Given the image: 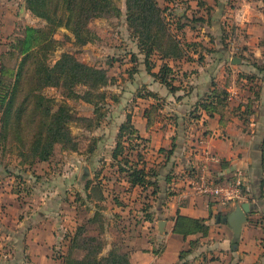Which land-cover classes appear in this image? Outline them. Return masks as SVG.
<instances>
[{
	"label": "crops",
	"instance_id": "1",
	"mask_svg": "<svg viewBox=\"0 0 264 264\" xmlns=\"http://www.w3.org/2000/svg\"><path fill=\"white\" fill-rule=\"evenodd\" d=\"M164 3L169 6L172 17L177 14L184 17L186 25L178 32V37L190 43L186 48L190 59L184 57L170 63L177 65L178 76L184 80L185 87L175 92L150 74L144 63V85L162 97L163 105L155 122L148 126L145 109L156 99L136 95L144 103H140L141 111L132 113V119L140 134L148 139L149 148L157 151L160 188L157 195L149 197L140 188L133 189L132 194L136 196L131 201L138 204L146 197L144 204L147 202L149 206H143L137 215H133L134 225L128 227L131 237L126 245L131 261L133 264L254 263L264 255V193L261 189L264 72L260 73L253 65L254 61H264V0H172ZM233 40L238 42L243 58L235 54ZM235 57H239L241 62L234 63ZM158 69L159 66L154 71ZM253 73L257 78L250 83L245 75ZM213 83L229 91L227 105L220 106L212 116L200 110V118L194 119L192 111L211 91ZM254 84L260 89L261 96L254 103L255 115L246 122L240 117V110H234L250 101ZM173 145L174 152L170 156L160 151L161 148L171 149ZM206 151L219 157L209 166L216 182L232 180L239 170L248 177L242 202L249 201L252 210L237 243L232 228L222 220L237 203L225 205L217 197L196 193L189 186L196 168L204 163ZM148 165L152 166L150 162ZM13 167L5 158H0V264H62L61 255L66 253L70 238L81 220L72 199L75 177L68 180L67 190L71 193L67 191V198L63 199L61 182H55L48 188L51 192H47V188L38 192L41 189H36L35 185L28 186L25 192L22 186L31 178L20 176L19 169L15 165ZM86 174L87 169L84 179H91ZM119 184L123 185L124 180L115 184L116 194L120 192ZM35 192L39 198H28ZM105 192L106 189L104 204L108 200ZM132 194L125 196L121 193L119 198L128 200ZM248 197L254 198L250 201ZM112 203L115 215L117 212L121 214L117 215V221L108 217L104 205L102 212L106 220L103 225L94 223L86 231L94 234L96 230L106 237V247L109 248L112 247L113 236L117 240L125 229L127 221L124 218L127 215L123 214L129 208L121 206L115 199ZM127 203L129 205V200ZM93 213L94 210L90 209L88 215ZM179 215L205 219L209 231L186 236L176 232ZM162 220L164 231L160 232ZM136 224L140 229L135 234ZM110 230L115 232L112 237ZM188 249L192 251L181 259V252Z\"/></svg>",
	"mask_w": 264,
	"mask_h": 264
},
{
	"label": "trees",
	"instance_id": "2",
	"mask_svg": "<svg viewBox=\"0 0 264 264\" xmlns=\"http://www.w3.org/2000/svg\"><path fill=\"white\" fill-rule=\"evenodd\" d=\"M25 1L27 9L42 18L45 24L42 27H23L22 35L17 37L9 50L0 55V148L5 152L16 150L20 165L33 166L38 162H49L58 144L69 151L80 149L79 142L72 133L71 124L78 119L87 120V127L93 129L101 124L106 113H99L96 117H78L68 100L82 99L96 107L99 104L105 106L109 99L105 87L113 82L106 68L83 62L71 52H63L52 63L50 55L59 44L55 37L57 31L61 28L69 30L74 37V43L77 46H85L98 39L97 33L90 26L91 21L108 15L121 16L122 9L119 0ZM125 5L126 21L132 37L137 41L139 51L145 55L144 62L148 72L171 91L185 87L183 78L178 76L177 65L170 64L184 57L190 59L186 50L190 43L178 37V32L186 25L184 17L178 14L172 17L169 6H162L158 0H125ZM235 54L244 57L239 51ZM136 56L133 57L135 61L138 60ZM253 65L260 73L264 72V61H254ZM157 66L158 71H154ZM135 73L136 67H133L131 75L134 76ZM245 76L250 83L257 78L255 73ZM255 85L251 87L253 95L250 101L244 105L240 104L234 110H240V117L246 122L255 115L254 103L261 96L260 89ZM213 86L192 111L194 119L200 118V110L212 116L220 106L227 105L229 91L216 87L215 83ZM47 87L61 88L63 98L59 100L46 95L44 90ZM145 87L144 90L140 89L137 95L156 99L154 104L145 109L144 115L149 126L159 116L163 101L159 94ZM79 88L83 89L79 91ZM110 98L116 102L120 99L119 95L115 94L110 95ZM132 118L133 114L127 113L126 120L119 126L111 165L116 168V179L124 180L126 193L138 187L143 193L149 192L148 197L155 196L160 188L158 167L148 165L146 152L144 154L139 151L140 142L146 143L148 139L140 134ZM92 148L94 147L89 149L91 153L94 152ZM160 151L170 156L174 152V145L171 149L161 148ZM261 152V189L264 193V137ZM92 184L91 179L86 183L87 196L91 199V189L97 188L103 194L100 200H104L103 180L100 186L94 187ZM119 197L121 196L116 194L113 199L121 206H129ZM253 198L248 197V200ZM148 206L145 202L144 208ZM102 209L103 206L96 209L92 216L83 218L84 222L81 217L75 233L70 238L66 253L61 255L62 264H133L130 252L119 243H113L110 250L104 253L107 243L100 234L86 233L94 223L103 225L105 216ZM205 221L203 218L179 215L175 231L185 236L199 232L207 233L209 225ZM235 242H238V238H235ZM78 250L82 252L80 255L77 254ZM191 251L192 249L183 250L180 258L183 259Z\"/></svg>",
	"mask_w": 264,
	"mask_h": 264
},
{
	"label": "rangeland",
	"instance_id": "3",
	"mask_svg": "<svg viewBox=\"0 0 264 264\" xmlns=\"http://www.w3.org/2000/svg\"><path fill=\"white\" fill-rule=\"evenodd\" d=\"M158 1L162 6L166 7L164 0ZM118 3L122 9L121 16L108 15L95 18L91 21L90 26L98 35L97 41L85 46H77L74 43V37L71 32L65 28H61L55 35L59 41L58 47L50 55V61L54 63L63 52H71L83 62L104 67L108 70L110 77L113 78V82L105 87L109 93L108 103L105 106L99 104V106L96 107L94 104H90L82 99L70 98L68 100L78 117H96L99 113H106L101 124L98 127L89 129L87 127L89 121L87 120L78 119L73 122L71 124V130L79 142L80 149L78 151H69L63 149L61 145L58 144L56 146L55 154L49 162H38L33 166L26 164L20 165V159L16 155V150H13L14 152H5L0 148V158H5V161L8 162L10 167L15 165L20 171V176H25L27 179L31 178L29 182L25 181L26 184L22 186L25 188V192H27V188L30 185H35L36 189H41L38 192H41L46 191L45 189L50 188L55 182H61L62 197L63 199H66L67 191L71 193L70 190H67L68 180L71 181L72 178L75 177V186L74 189H72L74 191L72 193V199L78 208V216L82 217V222L85 220L83 218L88 217L90 209L95 211L99 207H102V205L103 207L105 205V211L111 220L117 221L115 220L118 218L117 215H121L120 212H117L115 215L112 207V200H114L113 194L116 195V193H118H115L116 189L114 186L117 182H120L119 178L116 179L118 177V174L115 172L116 168L111 165L113 162L112 151L116 143L117 130L119 129L121 122H123L122 120L126 119V115L129 112L133 113L134 111H141L142 106L140 103H144L142 100H138L136 95L140 89L144 90L143 87L145 86V55L139 51L137 41L132 37L126 21L125 0H119ZM44 24L45 21L42 18L37 17L27 9L25 0H0V55L9 50L11 44L16 42L17 37L22 35L21 32L23 27L29 25L42 27ZM233 43L234 52L236 53L240 48L238 47L237 41L233 40ZM134 55H137V61L133 59ZM141 66L142 69L140 70ZM133 67H136V73L134 76L131 75ZM82 89L83 88H79V91ZM44 93L59 100L63 98L61 88L47 87L45 88ZM113 94L119 95V101L116 102L110 98V95L112 96ZM95 109L97 112H95ZM259 109H261V105H259ZM92 146L94 147L92 148L94 149V152L91 153L89 152V149ZM138 149L144 154L146 152L148 162H150L151 165H155L156 167L160 166V162H157V151L155 150L156 152H153L147 145V142H140ZM134 153L136 154L137 151ZM13 169L15 168L13 167ZM86 169L88 171V174L86 175L87 177H91V181L93 182L92 185L94 187L96 185L100 186L103 180L102 185L103 188L106 189L105 195H107L106 199H108L105 204L104 201L100 200V197L103 194H101L97 188H95V190L91 189V199L87 196L88 192L86 191L85 186L90 179H84ZM33 180H35V184H33ZM106 185L110 186L108 187ZM125 188V184H119V196H121V193H125V196L132 194L133 191L129 194L126 193ZM38 192L33 193V196L28 198H39L40 196L38 195ZM47 192L51 191L49 190ZM49 194L43 195L46 196ZM135 196L134 193L128 198V212L126 211L127 214L126 212L123 214L127 215L124 218L127 223L124 226L125 229H123V232H120L119 236H117V240L114 238L115 236H113L115 232H113V230L109 231L110 237L113 236V243H119L125 250H128L129 248L126 244L127 239L131 237V230L128 227L134 225L135 222L133 221V219H135L133 218V215H137L138 211L145 206L144 201L146 197L142 198V202L136 204L134 201H131L132 197L134 198ZM128 200H125L126 203ZM88 201H90V203ZM110 207H112L111 210ZM104 220L106 219H103V221ZM135 226L136 229L134 230V233L136 234L140 227H137V224ZM94 234L99 235L96 230ZM99 236L108 243L106 237L104 238L103 235ZM109 250L110 248L107 246L104 253H107ZM81 253L80 250L77 251L78 255ZM226 259L227 260L225 261H228L229 258ZM231 264L237 263L235 261L232 263L231 261ZM248 264H264V255H261L254 263L249 262Z\"/></svg>",
	"mask_w": 264,
	"mask_h": 264
},
{
	"label": "built area",
	"instance_id": "4",
	"mask_svg": "<svg viewBox=\"0 0 264 264\" xmlns=\"http://www.w3.org/2000/svg\"><path fill=\"white\" fill-rule=\"evenodd\" d=\"M219 157L205 152L204 163L198 166L195 175L189 180L190 188L199 194L217 197L223 204L241 203L248 186V177L243 170H239L235 177L223 183L214 180L210 173V162L217 161Z\"/></svg>",
	"mask_w": 264,
	"mask_h": 264
},
{
	"label": "water",
	"instance_id": "5",
	"mask_svg": "<svg viewBox=\"0 0 264 264\" xmlns=\"http://www.w3.org/2000/svg\"><path fill=\"white\" fill-rule=\"evenodd\" d=\"M241 59L235 57L234 63H240ZM252 210V204L249 201L238 203L234 210L222 218V220L230 225L236 238H239L242 232L243 224L248 220V213ZM220 220V218H219ZM160 232L164 231V221L159 223Z\"/></svg>",
	"mask_w": 264,
	"mask_h": 264
}]
</instances>
